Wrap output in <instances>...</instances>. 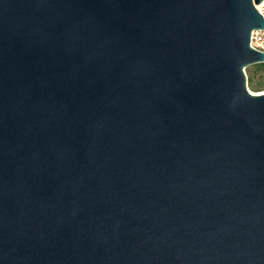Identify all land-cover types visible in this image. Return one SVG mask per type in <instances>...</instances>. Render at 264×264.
<instances>
[{
    "label": "water",
    "instance_id": "obj_1",
    "mask_svg": "<svg viewBox=\"0 0 264 264\" xmlns=\"http://www.w3.org/2000/svg\"><path fill=\"white\" fill-rule=\"evenodd\" d=\"M264 0H0V264H264Z\"/></svg>",
    "mask_w": 264,
    "mask_h": 264
},
{
    "label": "rangeland",
    "instance_id": "obj_2",
    "mask_svg": "<svg viewBox=\"0 0 264 264\" xmlns=\"http://www.w3.org/2000/svg\"><path fill=\"white\" fill-rule=\"evenodd\" d=\"M244 73L247 90L253 95L264 94V71L259 70L257 65H252L245 68Z\"/></svg>",
    "mask_w": 264,
    "mask_h": 264
},
{
    "label": "built area",
    "instance_id": "obj_3",
    "mask_svg": "<svg viewBox=\"0 0 264 264\" xmlns=\"http://www.w3.org/2000/svg\"><path fill=\"white\" fill-rule=\"evenodd\" d=\"M259 14L264 18V2L260 5L259 8H256ZM250 48L264 53V30L253 31L250 36Z\"/></svg>",
    "mask_w": 264,
    "mask_h": 264
},
{
    "label": "trees",
    "instance_id": "obj_4",
    "mask_svg": "<svg viewBox=\"0 0 264 264\" xmlns=\"http://www.w3.org/2000/svg\"><path fill=\"white\" fill-rule=\"evenodd\" d=\"M257 67L259 70L264 71V64H258Z\"/></svg>",
    "mask_w": 264,
    "mask_h": 264
}]
</instances>
